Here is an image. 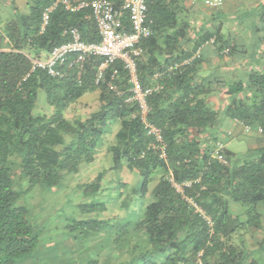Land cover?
<instances>
[{"label": "trees", "instance_id": "trees-1", "mask_svg": "<svg viewBox=\"0 0 264 264\" xmlns=\"http://www.w3.org/2000/svg\"><path fill=\"white\" fill-rule=\"evenodd\" d=\"M110 1L118 8L124 0ZM54 3L41 30L42 11ZM25 5V13L0 15V264H264L250 250L264 249L257 208L264 147L215 153L223 117L264 135V66L244 79L225 75L245 54L224 28L225 12L191 37L185 0L146 1L152 32L140 42L137 72L143 88L157 87L147 95L146 114L160 132L157 142L137 104L126 101L130 82L120 62L105 66L99 83L103 59L96 55L59 64L54 76L32 70V60L69 41L74 27L83 41L97 42L91 13L68 11L60 0ZM255 15L264 60V0ZM207 43L214 65L199 50ZM92 91L89 113L65 116ZM215 93L224 97L221 108L208 100ZM101 153L107 165L75 184L79 200L58 208L59 223L41 220L38 212L60 204L58 191ZM127 171L132 182L123 179ZM232 202L244 210L232 211Z\"/></svg>", "mask_w": 264, "mask_h": 264}, {"label": "built area", "instance_id": "built-area-1", "mask_svg": "<svg viewBox=\"0 0 264 264\" xmlns=\"http://www.w3.org/2000/svg\"><path fill=\"white\" fill-rule=\"evenodd\" d=\"M60 1L65 9L71 12L88 10L96 23L99 40L97 42L83 41L79 30L74 27L70 30L71 38L69 41L53 47L46 56L32 60V70H45L49 75L54 76L57 73L56 68L59 64L67 61L68 65L71 66L73 63L82 62L90 55H96L103 59L95 80L96 83H99L102 80V69L107 65L120 62L126 70L130 82V95L126 98V101L137 104L139 115L145 124L147 133L154 135L155 140L160 142L159 130L146 121V114L149 110L147 95L157 87L143 88L137 72V59L142 54L140 42L149 37L152 32L146 22L147 0H124L118 8L110 0ZM221 2L222 0H209L208 4L216 7ZM55 5L56 3L42 11L41 30L46 26L49 13ZM125 20H127L128 26L125 25ZM70 55H75L71 61L68 58ZM114 74H116V70H114ZM245 129L250 130L247 126H245ZM222 147V144H217L215 153ZM161 150L163 151L162 148ZM160 156L164 157V152ZM217 156L222 159V156L218 154ZM174 185L178 191H181L179 185ZM196 209L200 211L197 207ZM198 264H201V262L198 261Z\"/></svg>", "mask_w": 264, "mask_h": 264}, {"label": "rangeland", "instance_id": "rangeland-1", "mask_svg": "<svg viewBox=\"0 0 264 264\" xmlns=\"http://www.w3.org/2000/svg\"><path fill=\"white\" fill-rule=\"evenodd\" d=\"M193 1L190 2L188 1V6L189 7H194L196 6L198 10L202 9V17H199V20L202 21L206 24H208V21L210 20L209 17L210 16H214L216 14V12H225L224 15V28L225 29H236V25L238 23H240L237 19L235 18V14L230 15L228 14L229 10L231 11V9L234 6H240L243 3V6H245V0H242V2H237L235 0H222L221 4L219 6L213 7L210 6L208 4L209 0H191ZM26 0H0V15L2 17H6V18H11L13 16H15L18 13H25L27 10V6L25 5ZM194 4V5H192ZM243 6L238 8L239 12H242V10H245V8L243 9ZM211 14V15H210ZM240 13H238L239 15ZM240 16V15H239ZM205 17V19H204ZM217 16L215 15V18ZM234 18V19H233ZM222 19V20H223ZM240 19V18H239ZM249 19L245 18L242 20V22H245L244 24H249ZM249 28V25H248ZM248 34V33H246ZM235 57H233L234 59ZM235 63V60H233V64ZM229 65L227 67L226 70H228V73L225 75H229L231 76V68H235L238 67V69H240L241 67H243V64L240 65ZM246 66V65H245ZM244 66V67H245ZM232 80V79H230ZM223 97L220 96V98L218 100H216V104L222 105L224 104V99H222ZM39 100L41 99V97L38 98ZM37 99V102H38ZM95 99H96V92L92 91V92H85V94L77 101L76 104H74L72 107H70V109L68 111L65 112V116L68 118H72L75 117V115L77 116H82L84 117L87 113H89L93 108H94V104H95ZM218 106V105H217ZM247 148V143L245 141L244 138L240 139V140H233L230 141L228 143L227 149L232 150L235 153H241V152H245ZM107 165V160L104 156V153H101L96 161H94V163L88 167H86L84 169V172H82L80 174V177L78 179H76V181L74 180H69L66 182L65 186L58 191V199H60V204H56L55 207H50L45 211L42 212H38L42 215L41 220H45V221H52L54 223H59V220L61 219V217L59 216V214H57V212H59L58 208L63 207V205L66 206V208H71L72 205L74 203H76L79 200V190H77V188L75 187L76 183H79L81 181H90L91 179H93L96 175V171L99 169H102L103 167H105ZM123 179L125 181H129L132 182L133 181V175L130 172H124V177ZM81 180V181H79ZM32 194V193H31ZM45 196V194L43 195ZM32 201L34 200V195L32 196ZM30 200V201H31ZM54 208V209H53ZM230 208L232 211H239L242 212L244 210V208H242L238 203H230ZM257 208L259 209V211H261V213L263 214V222H264V201L260 202L257 206ZM262 220V219H261ZM52 239H54L53 236H51ZM257 246H251L250 250H254L256 251L261 258L259 260L264 261V249H258L256 248ZM255 248V249H254ZM256 254V253H255ZM57 256V255H55Z\"/></svg>", "mask_w": 264, "mask_h": 264}, {"label": "crops", "instance_id": "crops-1", "mask_svg": "<svg viewBox=\"0 0 264 264\" xmlns=\"http://www.w3.org/2000/svg\"><path fill=\"white\" fill-rule=\"evenodd\" d=\"M188 1L193 3V1L191 0H185V5L186 7H188V11H185L184 17H186V19L191 25V30L189 31V34L191 37H193L195 34L199 33L200 25L203 23L202 21L199 20V17H202L203 14H202V9L198 10L196 6L189 7ZM235 1L242 2V0H235ZM260 1L261 0H245L246 3L245 6H243L242 3L240 6L238 5L234 6L231 9V11L229 10L228 12V14L230 15L235 14V18H238L237 20L240 22L236 25L237 27L236 29H231L230 31L236 38L235 43L238 44L237 42H240V46H242L245 49L244 55L239 57L237 54L236 58L234 59L235 63L233 64V61L231 62V64H233L234 66L243 64V67H241L240 69H238V67L231 68L230 73L232 80L244 79V76L246 77L250 71L261 69L264 66V60L261 57V55H259V50L261 49L262 46L260 45L261 43L259 41L258 35L253 32L254 22L256 20V15H255L256 6L257 4L260 3ZM241 6H243V9L245 8V10L239 12L238 8ZM238 13H240L239 14L240 16L238 15ZM211 17L215 18V15L210 16L209 19H211ZM244 17L250 20L249 24H244L245 22H242ZM215 19H217V17ZM199 50L204 57L206 56L210 59L211 64L214 65L217 63L216 62L217 57L214 52V48L212 47L211 44L208 43L203 44L201 47H199ZM220 96L223 97L222 94H218V93L211 94L208 96V100L212 102V104H214L216 108H218L220 107V105L216 104L215 101L218 100ZM76 103L77 102L73 103L71 107ZM222 119L215 130V136L218 138L216 140V145L222 144L225 150L231 152V154H234L236 156H241L246 154L247 150H253L260 147H264V135L261 132H259L258 130H246L245 126H243L241 123H239L236 120H232L227 117L226 118L223 117ZM242 138H244L247 143V148L245 152L243 151L241 153H235L232 150L227 149L228 143L230 141L240 140Z\"/></svg>", "mask_w": 264, "mask_h": 264}]
</instances>
